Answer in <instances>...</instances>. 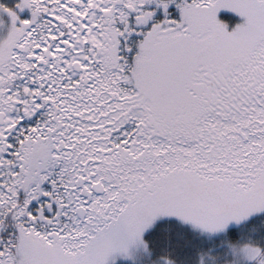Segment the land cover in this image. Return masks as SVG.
<instances>
[{"label": "snow or ice", "instance_id": "1", "mask_svg": "<svg viewBox=\"0 0 264 264\" xmlns=\"http://www.w3.org/2000/svg\"><path fill=\"white\" fill-rule=\"evenodd\" d=\"M0 264H264V0H0Z\"/></svg>", "mask_w": 264, "mask_h": 264}]
</instances>
